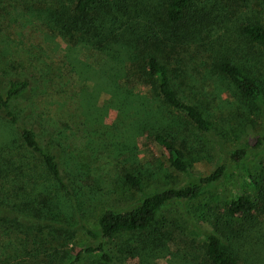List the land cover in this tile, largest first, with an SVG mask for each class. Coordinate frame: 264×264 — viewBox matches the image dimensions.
Segmentation results:
<instances>
[{"label":"trees","instance_id":"obj_1","mask_svg":"<svg viewBox=\"0 0 264 264\" xmlns=\"http://www.w3.org/2000/svg\"><path fill=\"white\" fill-rule=\"evenodd\" d=\"M255 1L0 0V264H124L135 257L144 264L142 250L152 255L164 246L173 230L164 226L177 223L168 222L162 212L173 210L177 217L188 214L202 186L223 175V165L207 174H190L197 148L195 142L179 137L178 118L209 135L216 128V111L203 104L207 92L198 79L191 75L181 81L187 69L185 58H196L198 48L204 53L200 59L206 72L225 80L238 102L264 109V75H257L251 66L258 64L254 48L264 46V23ZM9 2L14 9H8ZM31 24L47 28L46 38L108 56L109 96L121 109L117 129L125 133L133 129L138 135L146 132L160 146L168 165L186 176L177 186L148 188L149 176L142 165L123 168V184L140 193V198L125 209H101L93 226L82 227L92 244L64 263L53 251L54 238L63 234L55 221L60 220L62 197L71 200L73 195L74 157L68 155L62 132L47 126L39 133V126L26 125L22 115L19 100L44 85L25 69L17 72L13 64L22 60L20 46L13 40ZM24 58L31 60L32 55ZM10 68L14 75L9 74L5 82ZM133 83L145 92L124 87ZM145 94L157 105L144 101ZM252 141L259 145L261 136ZM243 154V149H236L231 155L239 159ZM255 188L253 198L239 193L229 199L222 215L204 232L206 264H239L236 243L249 236L242 227L252 218L257 201L264 206V184ZM183 222L182 228L193 229L189 215ZM121 234L126 235L122 241L106 247L105 241Z\"/></svg>","mask_w":264,"mask_h":264},{"label":"rangeland","instance_id":"obj_2","mask_svg":"<svg viewBox=\"0 0 264 264\" xmlns=\"http://www.w3.org/2000/svg\"><path fill=\"white\" fill-rule=\"evenodd\" d=\"M255 4L264 23V0H256ZM7 7L14 9L11 2ZM31 25L13 40V44L20 46L18 52L22 57L13 64L17 72L25 69L42 79L44 85L19 100L22 115L26 125L39 126V133L47 126H51L54 132H62L68 155L74 157L73 195L71 200L65 195L62 197L58 205L60 220L55 221L60 224L62 230H58L63 234L54 238L53 251L64 263L72 260L75 252L92 244L82 227L93 226L101 209L107 206L125 209L140 198V193L123 184L120 178L123 168L142 165L147 171L144 174L149 176L145 180L148 188L177 186L185 181L186 176L168 165L162 149L146 132L138 135L133 129L131 133L117 129L121 109L109 96L110 87L106 82L111 62L108 56L59 38H46L44 32L47 28ZM197 50L196 58H185L187 69L180 79L185 82L193 75L204 86L207 93L203 104L215 109L216 128L205 135L179 117L176 130L180 138L195 142L197 150L192 154L191 175L207 174L219 165H223V175L202 186L188 214L184 212L182 217H177L173 210L162 212L168 222L177 224L164 226L173 230L164 239V246L158 247L154 254L141 251L144 264H206L203 258L204 232L210 230V224L222 215L229 199L239 193L253 198L257 196L256 185L264 184V109L238 102L230 94L225 80L206 72L200 59L204 53L201 55ZM254 52L258 64L252 63L251 66L257 75L263 76L264 46H256ZM26 54L32 55L31 60L24 58ZM14 72L10 68L4 74L5 82ZM124 87L136 93L138 90H143L142 94L145 92L136 83ZM146 100L157 105L147 94L144 95ZM231 114L236 121L231 119ZM254 136L262 139L257 146L252 145ZM236 149L244 150L239 159L231 155ZM253 212L252 218L242 227L249 236L236 243L239 264H264V206L257 201ZM186 215L192 220L193 229L188 231L181 227ZM124 237L126 235L121 234L105 241L106 247L112 248ZM124 264H139V259L128 258Z\"/></svg>","mask_w":264,"mask_h":264}]
</instances>
